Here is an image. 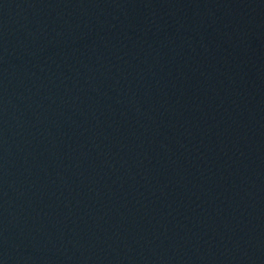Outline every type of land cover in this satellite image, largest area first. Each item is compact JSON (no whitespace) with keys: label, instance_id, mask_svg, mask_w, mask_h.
Listing matches in <instances>:
<instances>
[{"label":"water","instance_id":"water-1","mask_svg":"<svg viewBox=\"0 0 264 264\" xmlns=\"http://www.w3.org/2000/svg\"><path fill=\"white\" fill-rule=\"evenodd\" d=\"M0 264H264V0H0Z\"/></svg>","mask_w":264,"mask_h":264}]
</instances>
